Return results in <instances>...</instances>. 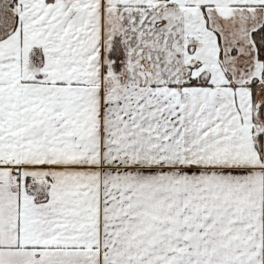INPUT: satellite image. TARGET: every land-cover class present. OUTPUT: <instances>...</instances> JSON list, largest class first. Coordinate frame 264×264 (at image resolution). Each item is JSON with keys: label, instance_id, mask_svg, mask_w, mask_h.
<instances>
[{"label": "snow or ice", "instance_id": "snow-or-ice-1", "mask_svg": "<svg viewBox=\"0 0 264 264\" xmlns=\"http://www.w3.org/2000/svg\"><path fill=\"white\" fill-rule=\"evenodd\" d=\"M0 264H264V0H0Z\"/></svg>", "mask_w": 264, "mask_h": 264}]
</instances>
